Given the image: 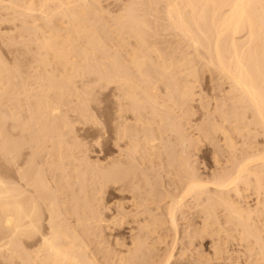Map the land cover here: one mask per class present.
I'll list each match as a JSON object with an SVG mask.
<instances>
[{
    "label": "bare ground",
    "instance_id": "bare-ground-1",
    "mask_svg": "<svg viewBox=\"0 0 264 264\" xmlns=\"http://www.w3.org/2000/svg\"><path fill=\"white\" fill-rule=\"evenodd\" d=\"M107 1L120 4L118 14L107 11ZM0 42L13 54L8 63L0 53V154L14 174L12 180L0 175L6 264H174L178 244H170V232L175 241L181 235L178 216L191 198L202 218L191 242L208 234L220 254L226 210L235 229L227 240L244 244L246 264H264V0H0ZM200 71L215 76L225 92L214 105L221 122L200 129L206 137L223 135L232 154L236 134L244 137V153L252 147L240 160L234 153L232 168L210 180L191 160L193 142L182 125L197 97L203 100L195 89ZM110 87L112 139L120 151L89 178L82 159L90 147L71 146L66 137L78 133L74 116L95 123L89 102ZM176 107L184 109L176 111L181 116ZM171 136L182 149L176 159L185 173L182 193L172 194L164 181L163 192L145 191L141 176L148 183L154 178L143 164L174 149ZM100 177L131 192L117 201L114 216L106 214L113 204L88 189ZM247 187L263 195L255 207L233 196ZM117 221L133 223L128 236L114 232Z\"/></svg>",
    "mask_w": 264,
    "mask_h": 264
},
{
    "label": "rangeland",
    "instance_id": "rangeland-1",
    "mask_svg": "<svg viewBox=\"0 0 264 264\" xmlns=\"http://www.w3.org/2000/svg\"><path fill=\"white\" fill-rule=\"evenodd\" d=\"M9 1L10 0H6V2H9ZM104 6L106 7L107 11L109 10L110 11L109 13L110 14H113V15L118 14L119 11L121 10V6L117 2L107 1V2H104ZM7 32L10 33L9 30H6V33ZM0 53H1V55L3 54L2 56H3V58L6 61L8 59V63H11L10 61H12L13 54H11L8 51H6L5 47L2 45L1 42H0ZM201 73L202 72L200 71V74H198V77L199 78L196 81V84H195L196 85V88L195 89H197L196 90L197 92L199 91V93L201 94V99H203V100L202 101L200 100V96L197 97V99L199 101L198 100L194 101L193 104H192L193 108L191 106L190 107L191 110H189L188 113H187V115L190 116V118L187 117V115H186V117L189 118V120L188 119L185 120V119L182 118V120L185 122L184 124L182 122V125L183 126L184 125L186 126L188 124L186 126L188 128H186L185 126H184V128H186V133L187 134L189 132V134H188L189 136L188 135L187 136L193 142L192 143L193 145H191V147H189V155L192 154V155H190L191 160L195 164V159H198V160H196V164H195L197 166V171L199 170L198 173L199 174L200 173L202 174L201 177H203V178L206 177V179L208 178V180H210V179L214 178L217 173L219 174L220 171L222 172L223 169L224 170H229V169L232 168L234 162L232 160H230V158H233V156H234L233 154L234 153L236 154L235 155L236 158H238V156H240V154H242L241 157H239V160H240V159H242L244 157L245 153L246 154L248 153L247 155H250L252 153V151H251V148L252 147L249 148L250 150L249 149H246L248 152L245 151L244 148L246 146L245 145L246 142L243 139L244 137L242 135H239V134H236L235 133L236 135H234V136H235V141H236V147L237 148H236V152L234 150L233 151V154H232L231 151H230V149H229V152H228V146L224 143L226 141H224L225 139L223 138L224 137L223 135L220 134V135H218L219 136L218 137L217 134H214V136L213 135H211L209 137L207 136L208 137L207 138L206 135L204 134V132L200 129V127H201V124L200 123L207 122V123H209V125H211V124L213 125V123L215 121L214 120L215 118H216L215 123L216 122H219V123L221 122V119H220L221 117H219L218 114L216 112H214V109L216 108L215 107L216 106L215 104H218L219 103L221 96L225 93V92L222 93L223 90L220 92L219 89L216 88L217 86H216L215 76H212V79H210L211 76H210V73L209 72L202 73V75H201ZM211 80L213 81L214 85H213V83H212ZM228 86H229L228 83H224L222 89L228 90L229 89V88H227ZM162 90L164 92V88L159 89L160 92H162ZM111 91H112V87L107 88L106 90L104 89L102 92H99L98 94L96 93V95H97L96 96V98H97L96 99V102H93V101H92L93 103L92 102H89V105H90L89 106V113H91L92 117H94V122L95 123L92 124L93 121L91 122L90 120H87L88 123H85V121H82V119L80 120V118H78L76 116H74V117L72 116L73 117L72 118L73 119L72 121H73V124H74V126H73L74 127V131L76 129V132H78L77 135L74 132L75 135H76V137H75L76 140L73 139V138H71V137L69 138V136L66 137V139L69 140V142H70L69 144L71 146L74 145L75 142H80V143L83 142L86 148L89 149V147H90L91 150L89 149L90 150L89 151V154L90 155L87 158L88 160H86V159L83 160L82 159L83 167L86 169V171L90 175L89 178H92V174H93L94 171H97V170L102 171L105 166H106L105 169L108 166H110V163H111V161H109V160H111L110 158L112 156L118 154V152L120 151L119 150L120 147L116 143L113 142V139H112L113 138L112 137V127H111V123H110V119H109L110 118L109 113H111L112 108H113L114 103H115L114 100H113V98L110 96ZM216 94H217V96H216ZM219 94H220V96H219ZM214 95H215V98H214ZM216 99L218 101H216ZM96 104H97V106H96ZM203 107L204 108L206 107V109H204ZM176 108H177V110H174V112L175 113H177V112L180 113L182 111L180 113L182 115V113L184 112V109L183 108H179V107H176ZM206 110H208V111H206ZM209 110H210V112H209ZM205 112H207L208 114L207 113L205 114ZM178 113L176 115L181 116ZM207 116H209L208 117V120L209 121L206 120ZM190 119L194 123H191L192 121ZM203 120H205V121L203 122ZM186 121H189V122L191 121L190 124L191 125L193 124V126L195 125L194 127H197V126L200 125L199 126V129H198V127L195 129V128H193V126H191L192 127V130H190L191 129L190 124L188 122H186ZM210 121H212L213 123L210 122ZM8 123H10V121ZM196 124H197V126H196ZM9 125L10 124H8L7 127H9ZM196 130H200V131H196ZM200 132L203 135L200 134ZM197 133H198V135H197ZM190 135H191V137H190ZM192 136H193V138H192ZM202 136H205V138L204 137L201 138ZM240 136H242V137H240ZM174 138H175V140H173ZM194 138H195V141H194ZM213 139H214L215 143H214ZM257 140L259 142L258 144H262L261 140H263V137L262 136H259V139L257 138ZM167 141L170 142L169 140H167ZM175 141H177V143H178V138L176 136H173L171 143L174 144ZM246 141H248V140H246ZM194 142H198V143L196 144ZM251 142H250L251 145H255L256 144V143L253 142V140ZM177 143L174 144V145L175 146L178 145ZM215 144L218 147V149L220 148V150H218L217 147L214 146ZM242 144H243V146H242ZM194 145H198L197 146L198 148L196 146H194ZM218 145L219 146L221 145V146L219 147ZM175 146L173 147L174 149H172L171 151H169L168 149H165V148L164 149H161V154L162 153L163 154L162 155L161 154L160 155H157L158 157L156 158V162H154V164H153V162L152 163L151 162L149 163L148 161L145 163L146 165L143 164L144 165L143 168L145 169V171L149 172V174L152 175L153 178H154L153 181H152V183H148L147 180L144 177L141 176V179H140V183L139 184L143 186V189L145 191H146V189H147V191H150V190L153 189L154 191H157V192H160V191L163 192L164 191L163 190L164 189L163 184H165V183L168 185V189L170 191L171 190L173 191V192L171 191L172 194H177V193L179 194V192L182 191L181 187L184 186V184L182 183V179H183V176L185 175V173L180 172V171H182L181 162H180V160H179V162H177L178 160H176L177 157H179L181 155V153H182L181 150L182 149L180 148L181 145H178L176 147ZM223 146H224L225 149H227V151L224 148H221ZM194 147L196 148V150L194 149ZM240 147L241 148L244 147L243 149H244L245 153L243 152V150ZM163 150H164V152H163ZM194 150H195L196 154H194L195 153ZM190 151H193L194 153L193 152H190ZM230 155H231V157H230ZM247 155H245V156H247ZM0 156H1V154H0ZM90 156H91V159L89 158ZM22 161H23V159H22ZM228 162H229V164H228ZM84 163H86V164H84ZM94 164H96V166ZM197 164L198 165L200 164V165L198 166ZM88 165L90 166L91 169H89V166ZM180 166H181V169H180ZM101 167H103V168H101ZM146 167H148V168H146ZM5 168L6 167L4 166V159L1 156L0 157V175L2 174L5 177H7L8 180H12L13 179V175H14L13 172H12V170L11 171L5 170ZM91 171H92V173L90 174L89 172H91ZM169 172L171 174H169ZM177 173H178L179 176L181 174L180 178L178 177ZM103 179H104L103 177H100L97 180L98 182L93 180L94 181L93 184L90 183L89 184L90 186L88 185V189L89 188L91 189L90 193L91 192L92 193L93 192L94 193H98L99 192L98 195L99 194L100 195H103L101 197H105L104 198V199H106L105 200V203L107 201L106 204H108V205L113 204L112 207H111V209H107L108 211H106V214H108L107 216H109V215H112L113 211L115 210L117 201H120L121 200L120 198L122 196L129 197L131 192L128 191V190H121L120 189V186L122 184L121 182L108 184V183H105L106 181H105V179L104 180ZM178 179H180V180H178ZM162 181H164L165 183H163ZM172 181H174V183H172ZM96 182H97V184H96ZM101 182L103 184L105 183L104 185H106V186H104L103 184H99ZM170 183L173 186H171ZM180 184L183 185V186H181ZM93 185H95V186H93ZM175 186H176V188H175ZM178 186L180 187V190L178 189L179 188ZM94 187H97L95 189H98V188L100 189L102 187V189H100L101 191L99 189L96 191L94 189ZM247 188L249 189V187H247ZM247 188H242L241 189L242 191H240V194H239L240 196H238V195H233V196L234 197L236 196L235 197L236 200H239V201L241 200L242 202H240V203L242 205H244V206L251 205V207H255L256 204H257V201L256 200L259 199V196H263V195H259L256 192V190L253 189V187H250V189H249L250 191L247 190ZM92 189H94V190H92ZM244 192H246L245 195H244ZM180 193H182V192H180ZM158 194H162V193H158ZM246 195H248V196H246ZM238 197L241 198V199H237ZM263 198H264V196L261 197V199H263ZM247 202H248V204H247ZM187 204H189V205H187L185 207V209L187 208L186 209V212L187 213H185L183 215L184 217L181 214H179V216H178L179 217L178 223H179V230H180L179 231V234H181V235H178L179 236L178 237L179 240L178 239L176 241L174 240L175 239V232H173L174 230H172L170 232V234H171V237L169 238L170 244L172 242L173 243L176 242V244H178V245H176V248L174 250L175 251L174 254L177 253L176 256H175L177 259H176V261H174V264H198L200 262V259L201 258H203V260H204L203 264H236V263L237 264L238 263L246 264V263H248L247 260L248 259L250 260V257H249L248 251L244 247V244L241 245L240 241L238 239H234V238H230L229 240H227V238H228L227 237L228 231L230 230V232L231 231L234 232L235 229H234V226L232 224H230V222L228 221L227 213H226L227 211L225 210L224 207L223 208L221 207V209L225 210V213L226 214L223 211V212H221L223 214L220 217H221V221H223L222 223L224 225L227 224L228 227L225 225L226 234H225V231L222 232L223 241L221 240L222 241L221 243H222V246H223L222 248L223 249H222V252L220 254H218L219 256L216 255L215 246H213L214 243H213V237L212 236L206 234L202 238H196L193 242H191V240H190L191 238L190 237H191V234H193L194 230L197 229V228L198 229H201L202 228V224H201L202 218L199 215H197L198 212H195V211H198L199 208H193L192 207L193 206L192 204H194V198L189 199ZM190 207H192V209ZM112 216H114V215H112ZM225 221L228 222V223H226ZM191 222H193V224H190ZM112 223H114V222H112ZM116 223L117 224L115 226H113V227H115L114 228V232H119V233L124 234L125 236H128L129 231H130V227L133 226V223H131V222H125V223H122L121 224L119 221H117ZM194 224H195V226H194ZM192 229H193V231H192ZM160 232H163V230H160ZM188 233H189V236H188ZM188 239H189V241H188ZM224 240H225V242H224ZM192 244L195 245V247L197 249L195 247H193ZM158 246L160 248V253L161 254L165 253V251L167 250L165 248L166 246L164 247V244H161V243H159ZM242 248L244 250H242ZM162 249L163 250L165 249L164 252H163ZM183 249H184V251H183ZM199 249H200V251H199ZM239 250H240V252H239ZM181 251L186 256L184 254H182ZM241 251H242V253H241ZM181 255H184L185 257L184 256L181 257ZM190 255H192V256H190ZM221 255H222V257H221ZM193 258H196V259L194 260ZM201 261H202V259H201ZM0 264H6L5 260L1 256H0Z\"/></svg>",
    "mask_w": 264,
    "mask_h": 264
}]
</instances>
